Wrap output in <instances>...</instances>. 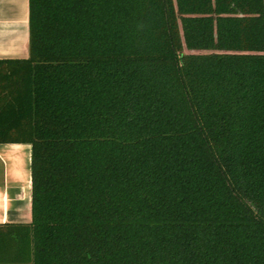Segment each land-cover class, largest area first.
I'll return each mask as SVG.
<instances>
[{
  "label": "trees",
  "instance_id": "16d2710c",
  "mask_svg": "<svg viewBox=\"0 0 264 264\" xmlns=\"http://www.w3.org/2000/svg\"><path fill=\"white\" fill-rule=\"evenodd\" d=\"M0 143L31 144L33 264H264V0H28Z\"/></svg>",
  "mask_w": 264,
  "mask_h": 264
},
{
  "label": "crops",
  "instance_id": "0c3cea01",
  "mask_svg": "<svg viewBox=\"0 0 264 264\" xmlns=\"http://www.w3.org/2000/svg\"><path fill=\"white\" fill-rule=\"evenodd\" d=\"M28 0H0V59L28 56ZM31 144L0 143V264H33Z\"/></svg>",
  "mask_w": 264,
  "mask_h": 264
}]
</instances>
